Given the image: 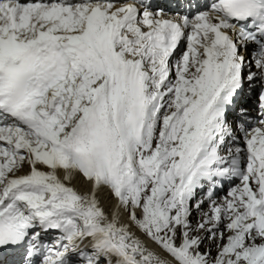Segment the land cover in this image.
I'll return each instance as SVG.
<instances>
[{
	"label": "snow or ice",
	"instance_id": "snow-or-ice-1",
	"mask_svg": "<svg viewBox=\"0 0 264 264\" xmlns=\"http://www.w3.org/2000/svg\"><path fill=\"white\" fill-rule=\"evenodd\" d=\"M204 7L0 0V251L12 264H264V0ZM245 86L258 87L260 126L221 154ZM76 173L91 193L65 183ZM221 177L240 183L193 226L196 190ZM101 186L118 200L111 219ZM121 207L171 260L118 223Z\"/></svg>",
	"mask_w": 264,
	"mask_h": 264
},
{
	"label": "bare ground",
	"instance_id": "bare-ground-1",
	"mask_svg": "<svg viewBox=\"0 0 264 264\" xmlns=\"http://www.w3.org/2000/svg\"><path fill=\"white\" fill-rule=\"evenodd\" d=\"M245 59H246V62H251V58L249 56H245ZM248 70L249 69L246 66L245 67V71L248 72ZM251 71H256V67H255L254 62L251 63ZM173 78H174V76H173ZM254 90H255V88L250 91L248 89V87L245 86L243 92H241L242 95H241V97L238 98L237 103L241 104L242 105L241 108H243L244 110L250 111L252 109L249 103L254 98L253 97V94H255ZM247 116H249V114ZM19 171H20V173L27 172L28 171V166L25 165ZM57 174L62 176V172H58ZM65 183L68 184L69 186H71L72 188H74L78 193H91V191H92V181L86 179L83 176V174H81V173H76L74 175V177L70 181H65ZM235 186H236V184L235 185L232 184L229 187L233 188ZM227 187L223 186V188H222V192L226 193V194H224L225 197L227 196L229 190L231 189V188L228 189ZM95 194H96V197L98 199L99 205L104 209V211L108 215L109 219H111L112 214L116 210V206L118 204L117 198L114 195H112V193L110 192V190L106 186H101L96 191ZM203 201H204V203H203L200 211H196L195 209L192 211L190 219H191V222H192L193 226H195V224L200 221L202 212L209 211V204H211L210 201H208L207 204H206V200H203ZM118 223H121V224L122 223H129L130 231H132L135 235H137V232H138L137 228L134 225L130 224V222L128 221V212L126 210H124L123 207H121L119 209V212H118ZM219 230H221V231L224 230L223 229V224L220 225V229ZM192 234L195 235L197 233L195 231H193ZM225 234H227V233H225ZM141 235L143 237L140 238V239L143 242V244L145 245V247H147L148 249L154 251L155 253L160 255L162 258H165V259L169 258L170 260L172 259V258L168 257L169 254L166 253L158 244L157 245L161 249L158 248L156 246V243L154 241H152L150 238H148L146 235H144L143 233H141ZM201 235H206V233H201ZM87 243H88L87 240H85L82 244L83 245H87ZM209 248L211 249V255L215 256L216 255V251H217L216 242L208 240V239H205L203 241V243L201 244V246H200V250L203 252V251H205L206 249H209ZM162 250H163V252H165V254L161 252ZM163 254L164 255L167 254V255L163 256Z\"/></svg>",
	"mask_w": 264,
	"mask_h": 264
},
{
	"label": "rangeland",
	"instance_id": "rangeland-1",
	"mask_svg": "<svg viewBox=\"0 0 264 264\" xmlns=\"http://www.w3.org/2000/svg\"><path fill=\"white\" fill-rule=\"evenodd\" d=\"M245 74H247V71H245ZM254 93H255V91H254ZM228 189H229V187H228ZM227 189V190H228ZM224 194H226V193H222V194H220V195H218V196H216V198H215V200H218L219 202H222L223 201V199H224ZM223 196V197H222ZM208 202V201H207ZM207 202H206V204H207ZM125 210V209H124ZM137 215L139 216L140 215V210L138 209L137 210ZM137 235L136 236H138L139 238H142L143 236L141 235V233H140V231L137 229ZM141 235V236H140ZM156 246L158 247V248H160L157 244H156ZM161 249V248H160ZM162 253H164L165 254V252H163V250L161 251ZM163 254V256H166V255H164ZM168 257H170V256H168ZM171 258V257H170ZM169 259V258H168ZM170 260V259H169Z\"/></svg>",
	"mask_w": 264,
	"mask_h": 264
}]
</instances>
